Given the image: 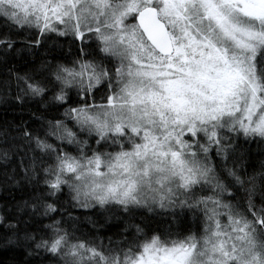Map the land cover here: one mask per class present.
<instances>
[{
  "label": "snow or ice",
  "instance_id": "6c2138e0",
  "mask_svg": "<svg viewBox=\"0 0 264 264\" xmlns=\"http://www.w3.org/2000/svg\"><path fill=\"white\" fill-rule=\"evenodd\" d=\"M0 21L7 33L83 39L88 32L97 41L95 49L81 46L71 66L42 59L32 72L13 73L16 100L51 91V102L63 105L71 86L78 94L102 83L108 90L105 104L81 95L63 118L46 121L43 137L23 129L40 154L27 167L21 160L24 178L42 174L47 192L19 210L48 216L57 209L47 198L67 187L84 208L188 209L200 221L183 235L126 226L105 244L76 237L53 218L47 237L25 230L19 239L58 264H264V189L257 184L264 161L249 174L239 144L264 145V0H0ZM14 44L0 36L6 51ZM39 45L36 39L31 47ZM81 134L95 137L96 147ZM107 146L117 150H100ZM0 159H9L8 150ZM22 222L0 216L13 235Z\"/></svg>",
  "mask_w": 264,
  "mask_h": 264
},
{
  "label": "trees",
  "instance_id": "16d2710c",
  "mask_svg": "<svg viewBox=\"0 0 264 264\" xmlns=\"http://www.w3.org/2000/svg\"><path fill=\"white\" fill-rule=\"evenodd\" d=\"M5 34L9 35L15 44L11 50L7 51L3 45H0V152L4 150L9 152L8 160L0 159V216L5 218V223L23 222L18 224L20 231L16 235L5 227V223H0V264H58L57 257L51 253L44 249L34 251V242L18 238L23 236L25 230L35 234L38 239L41 236L47 237L50 231L45 226L53 223V218L59 220L61 226L74 233L76 237L102 240L105 244H107L108 237L117 239L116 234L126 226L129 232H133L135 230L133 225H140L149 234L153 232L164 234L170 231L174 235H183L189 230L198 231L200 228L199 214H193L188 209H177L173 213L157 210L149 212L146 208H137L130 213H125L120 210L119 206L114 205L103 208L100 206L84 208L73 200L67 187L55 196L47 198V202L54 203L57 209L48 216L34 215L30 209L19 210L23 201L31 200L35 194L47 192L42 174L31 183L24 178L21 160L24 162L23 166L27 167L30 159L40 154L34 152L35 145H30L22 136L23 129L27 128L43 137L46 121L63 118L61 114L64 108L78 106L81 95L89 103L104 104L107 103L104 97L108 90L106 83H102L94 88L90 95L78 94L79 89L71 86L66 89L67 103L63 105H54L51 102V91L46 94L45 98L24 97L23 102L16 100L17 89L13 73L22 75L25 72H32L38 68L42 59L71 66L70 62L76 57L81 46L86 51L95 49L97 41L88 35L82 40L71 35L38 36L35 29L7 33L3 21H0V36ZM36 39L40 40L39 47H31ZM105 62L109 68L113 66L112 63ZM8 82L11 83V87L7 86ZM58 87L53 91L58 90ZM81 137L87 139L93 148L96 147L95 137L90 138L84 134H81ZM49 142L55 143L53 140ZM239 144L242 151L246 153L245 167L249 174L254 171L259 172L261 161H264V145L259 144L258 141L245 142L242 138ZM66 150L75 154L74 149L70 147ZM100 150L112 152L117 149L115 146H107ZM213 160L218 162L219 158L214 156ZM49 162L45 157V166ZM257 184L260 189H264V180L258 178ZM239 195L243 202V193ZM256 204L258 207L261 204L259 196L256 197ZM9 239L13 242L9 243Z\"/></svg>",
  "mask_w": 264,
  "mask_h": 264
},
{
  "label": "rangeland",
  "instance_id": "374dc122",
  "mask_svg": "<svg viewBox=\"0 0 264 264\" xmlns=\"http://www.w3.org/2000/svg\"><path fill=\"white\" fill-rule=\"evenodd\" d=\"M86 35H88L89 37H92V38H94L95 39V37H94V34L93 33H88V32H86L85 33V36ZM84 36V37H85ZM84 39V38H83ZM79 40H82V39H79ZM105 104V103H104ZM96 206H99V205H90L89 207H96ZM107 206V205H106ZM155 210H157V211H161V212H165V210H161V209H159V208H156ZM177 210V209H176Z\"/></svg>",
  "mask_w": 264,
  "mask_h": 264
}]
</instances>
